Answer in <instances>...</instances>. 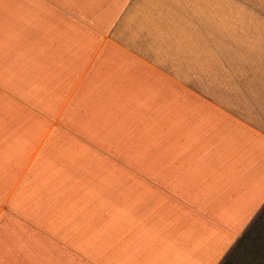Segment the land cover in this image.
Returning <instances> with one entry per match:
<instances>
[{"label":"crops","instance_id":"obj_1","mask_svg":"<svg viewBox=\"0 0 264 264\" xmlns=\"http://www.w3.org/2000/svg\"><path fill=\"white\" fill-rule=\"evenodd\" d=\"M251 229L264 0H0V264H223Z\"/></svg>","mask_w":264,"mask_h":264},{"label":"trees","instance_id":"obj_2","mask_svg":"<svg viewBox=\"0 0 264 264\" xmlns=\"http://www.w3.org/2000/svg\"><path fill=\"white\" fill-rule=\"evenodd\" d=\"M251 237V238H250ZM251 239V244L247 247L249 248V256L251 255V258L248 260H239L238 254L240 253L239 251L241 250L244 240L245 239ZM238 246L239 251H238ZM237 247L234 248L233 256L231 252V255L225 259L223 264H264V230H252L251 229V235L250 233H247L243 235L241 238V241ZM238 252V253H237ZM245 262V263H244Z\"/></svg>","mask_w":264,"mask_h":264},{"label":"rangeland","instance_id":"obj_3","mask_svg":"<svg viewBox=\"0 0 264 264\" xmlns=\"http://www.w3.org/2000/svg\"><path fill=\"white\" fill-rule=\"evenodd\" d=\"M244 0H241L243 3ZM239 19H251V7H242L240 8V16ZM251 244V239H246L244 241V244L239 251L240 253L237 255L239 260H248V258H251V255L249 256V248H247ZM245 263V262H244ZM247 264V263H246Z\"/></svg>","mask_w":264,"mask_h":264}]
</instances>
